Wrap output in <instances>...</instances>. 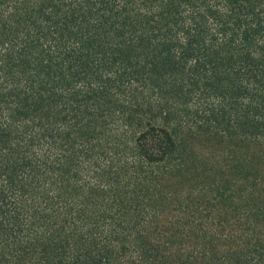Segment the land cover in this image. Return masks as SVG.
<instances>
[{"label":"trees","instance_id":"obj_1","mask_svg":"<svg viewBox=\"0 0 264 264\" xmlns=\"http://www.w3.org/2000/svg\"><path fill=\"white\" fill-rule=\"evenodd\" d=\"M0 264H264V0H0Z\"/></svg>","mask_w":264,"mask_h":264},{"label":"rangeland","instance_id":"obj_2","mask_svg":"<svg viewBox=\"0 0 264 264\" xmlns=\"http://www.w3.org/2000/svg\"><path fill=\"white\" fill-rule=\"evenodd\" d=\"M209 144H211V145H209V146H207V147L216 148V147L218 146V144H217L216 142H210ZM207 151H208V150H207Z\"/></svg>","mask_w":264,"mask_h":264}]
</instances>
